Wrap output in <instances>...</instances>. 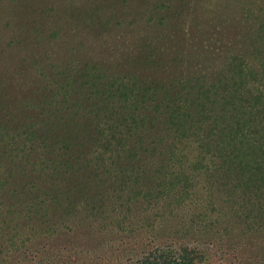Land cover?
I'll use <instances>...</instances> for the list:
<instances>
[{
    "label": "rangeland",
    "instance_id": "rangeland-1",
    "mask_svg": "<svg viewBox=\"0 0 264 264\" xmlns=\"http://www.w3.org/2000/svg\"><path fill=\"white\" fill-rule=\"evenodd\" d=\"M263 64L264 0H0L3 134L32 139V162L66 150L74 169L63 183L20 191L0 231V264H142L155 255L264 264L263 198L213 166L182 177L156 110L242 67L261 73L251 87L264 93ZM134 82L159 92L126 104L120 88ZM109 137L124 138L123 151L88 180L91 169L76 161L96 152L92 139Z\"/></svg>",
    "mask_w": 264,
    "mask_h": 264
},
{
    "label": "trees",
    "instance_id": "trees-1",
    "mask_svg": "<svg viewBox=\"0 0 264 264\" xmlns=\"http://www.w3.org/2000/svg\"><path fill=\"white\" fill-rule=\"evenodd\" d=\"M240 71L227 75L223 81L208 88L193 87L198 91L189 92L187 99L181 96L180 103L158 104L165 110H156L158 115L166 118V131L173 136L171 160L176 158L174 167L178 168L182 177H186L187 170H208L210 166L229 174L238 173L240 186L246 193L262 197L263 201L259 203L264 206V93L254 92L251 87L252 82L260 81L261 73L255 74L243 67ZM138 85L137 82L130 86L122 84V99L128 100L137 92H141L146 99H154L159 92V89L146 84L137 89ZM126 104L137 102L128 100ZM4 130L3 125L0 126V231L5 230L7 222L12 225L8 217L14 214L13 210L22 199L20 191L31 189L30 185L49 186L60 180L63 183L64 177L74 170L70 160H66V150H63L64 154H60L61 150H52L47 155L43 150L41 161L37 162L34 158L35 162H32L30 154H26L32 139H10L4 136ZM39 141L47 146V139ZM124 141V138L116 141V138L110 137L92 139L91 147L96 148V152L91 150V157L78 159V170L91 169L88 172L90 180L92 174L98 172L95 164L99 166L102 162L104 167H111L115 154L119 156L123 151ZM48 156L50 160H47ZM16 173L18 180L14 181L12 188H3L2 181L13 180ZM5 209L8 210L5 212ZM257 223L264 226V219ZM193 261L185 256L178 262L168 256L160 258L155 255L142 264H193Z\"/></svg>",
    "mask_w": 264,
    "mask_h": 264
}]
</instances>
